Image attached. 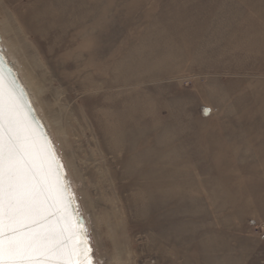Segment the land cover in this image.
I'll return each mask as SVG.
<instances>
[{
  "label": "rangeland",
  "instance_id": "rangeland-1",
  "mask_svg": "<svg viewBox=\"0 0 264 264\" xmlns=\"http://www.w3.org/2000/svg\"><path fill=\"white\" fill-rule=\"evenodd\" d=\"M6 12L71 116V148L53 135L99 264H264V0H0Z\"/></svg>",
  "mask_w": 264,
  "mask_h": 264
},
{
  "label": "snow or ice",
  "instance_id": "snow-or-ice-1",
  "mask_svg": "<svg viewBox=\"0 0 264 264\" xmlns=\"http://www.w3.org/2000/svg\"><path fill=\"white\" fill-rule=\"evenodd\" d=\"M70 185L25 93L0 71V264H94Z\"/></svg>",
  "mask_w": 264,
  "mask_h": 264
},
{
  "label": "bare ground",
  "instance_id": "bare-ground-1",
  "mask_svg": "<svg viewBox=\"0 0 264 264\" xmlns=\"http://www.w3.org/2000/svg\"><path fill=\"white\" fill-rule=\"evenodd\" d=\"M2 8H3V6H2ZM5 15H6L5 18H3L4 20L1 21L2 23H0L2 26L1 30H3L2 34H4V36L7 38V39H4V37L2 35L3 42L6 45L11 56L17 62V65L19 66V68L22 72V76L24 78V81L26 82L27 86L29 87V89L33 95V98H34L37 106L39 107V110H40L42 116L44 117L46 122L48 120H50L47 123H48L51 131L54 132L56 135L60 134L61 136H63L61 138L60 143L63 144L66 148H68V147L71 148V140L69 138L70 137L69 136V134H70L69 129L72 125L67 126V124L64 122L65 119H66L65 121L69 120L71 118V116L69 117V112H68V110L65 109V107H59L60 109L58 108L59 110H56L54 108V106L52 104H50V102L48 100V96L44 95L46 92V88H47L45 83H47V80H48V72L45 69H43L44 63L40 57L39 49H38V47L34 46V44L32 42L28 41V39L25 35L26 34V29L24 28L25 26L23 27L22 23L19 21L18 22L20 24H17L16 23L17 20H15L16 18H13L12 16H10L7 12L5 13ZM13 16H14V14H13ZM58 98H59V96L57 97V99ZM131 101H133V100H131ZM134 103H135V101H134ZM132 106H133V104H132ZM129 109H130V106H129ZM116 114H117V112H116ZM126 115L127 114H125V116ZM114 116H116V115H114ZM119 117H121V116H119ZM119 117L116 118V120L112 117H111V119H113L119 123H122V119ZM122 118H123V115H122ZM129 120L128 121L131 122L132 119H129ZM105 121H108V120H105ZM115 121H114V123H115ZM106 124H108V122H106ZM52 126L54 128H52ZM85 195L88 198V194H85ZM83 196H84V194H83Z\"/></svg>",
  "mask_w": 264,
  "mask_h": 264
},
{
  "label": "water",
  "instance_id": "water-1",
  "mask_svg": "<svg viewBox=\"0 0 264 264\" xmlns=\"http://www.w3.org/2000/svg\"><path fill=\"white\" fill-rule=\"evenodd\" d=\"M0 71H2L5 74L6 78L15 79V81L18 85V88L22 89L23 92L25 93V100L28 101L31 105L32 116H33L34 120L39 125H42V130L47 133L48 138L51 140L52 145L54 146L55 152H56L57 156L59 157L60 163L63 165L65 177L67 178V180H69L71 182V185H70L71 191L75 197L74 204L76 206H78V210L76 211V217L78 218L79 223L81 225H84L89 232L88 224H87L86 218L84 216V213H83L80 201H79L78 194L76 192L74 183H73L71 175L69 173L67 164H66L64 157L61 153V150L59 148L58 142L56 141V139L53 135V132L51 131L48 123L46 122V120L42 116V114L39 110V107L37 106L29 87L27 86L26 82L24 81V78L22 76V72H21L19 66L17 65V62L9 53V51H8L6 45L4 44L1 36H0ZM89 234H90V232H89ZM91 247L93 249L94 264H99L98 258H97L96 253H95V249H94L92 239H91Z\"/></svg>",
  "mask_w": 264,
  "mask_h": 264
}]
</instances>
